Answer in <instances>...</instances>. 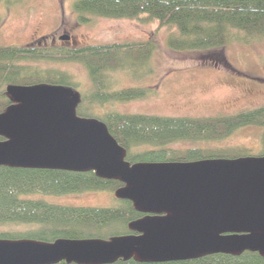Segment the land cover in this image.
<instances>
[{"label":"trees","instance_id":"trees-1","mask_svg":"<svg viewBox=\"0 0 264 264\" xmlns=\"http://www.w3.org/2000/svg\"><path fill=\"white\" fill-rule=\"evenodd\" d=\"M72 9L77 20L84 23L89 15L156 20L160 27L174 29L166 37V45L176 51H210L231 42L246 44L264 38V0H74ZM155 48L152 39L74 48L35 43L0 44V112L13 102L6 90L8 85H60L79 92L77 115L103 121L126 150L125 159L130 163L264 155V145L254 154L244 147L208 146L246 126L262 127L264 134V105L210 116H166L115 109L97 111L113 102L146 97L147 87L113 90L115 78L112 76L119 71L134 78L151 74L150 61ZM219 60H225L223 54ZM61 62L81 64L89 82L87 88L81 87L74 74L45 66ZM182 142L195 145L172 147ZM122 185L121 181L102 178L92 170L0 165V238L52 242L58 238L108 239L135 233L128 223L144 213L137 211L128 199L116 197L114 206L95 207L57 204L40 197L92 190H106L114 195ZM243 261L264 264V257L257 253L242 257L214 253L190 260L163 262L119 258L109 264H239ZM54 264L75 263L62 260Z\"/></svg>","mask_w":264,"mask_h":264},{"label":"water","instance_id":"water-1","mask_svg":"<svg viewBox=\"0 0 264 264\" xmlns=\"http://www.w3.org/2000/svg\"><path fill=\"white\" fill-rule=\"evenodd\" d=\"M6 90L13 102L0 112V165L92 170L121 181L115 197L144 215L128 223L135 233L108 239L0 238V264L163 262L244 250L264 257V155L130 163L103 121L77 115V90Z\"/></svg>","mask_w":264,"mask_h":264},{"label":"rangeland","instance_id":"rangeland-1","mask_svg":"<svg viewBox=\"0 0 264 264\" xmlns=\"http://www.w3.org/2000/svg\"><path fill=\"white\" fill-rule=\"evenodd\" d=\"M74 0H0V44L80 47L131 40L152 39L155 50L151 74L134 78L127 72L112 77V89L141 86L148 88L145 98L113 102L97 111L149 113L166 116H210L232 114L264 105V38L250 43L231 42L210 51L172 50L166 37L172 27H160L156 20L106 18L89 15L80 22L73 13ZM68 34L63 41L59 36ZM225 60H219L220 55ZM76 76L81 87L89 85L86 72L77 62L49 63ZM263 129L246 126L210 147H244L257 153L262 145ZM176 145V146H175ZM191 142L172 147H188ZM42 195V194H41ZM65 205L111 207L116 197L106 190L42 196ZM239 264H253L239 262Z\"/></svg>","mask_w":264,"mask_h":264},{"label":"flooded vegetation","instance_id":"flooded-vegetation-1","mask_svg":"<svg viewBox=\"0 0 264 264\" xmlns=\"http://www.w3.org/2000/svg\"><path fill=\"white\" fill-rule=\"evenodd\" d=\"M67 37H68V39H65V40H63V41H68L69 39H70V36L68 35V34H65ZM59 39V38H58ZM247 253H257L258 255H259V253L258 252H256V251H250V250H244V251H242L241 253H239L238 255H231V256H235V257H242V256H244V255H247Z\"/></svg>","mask_w":264,"mask_h":264}]
</instances>
